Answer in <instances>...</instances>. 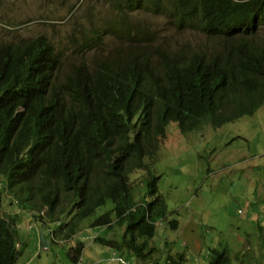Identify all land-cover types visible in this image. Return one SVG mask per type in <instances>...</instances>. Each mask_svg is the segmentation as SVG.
<instances>
[{
  "label": "trees",
  "instance_id": "1",
  "mask_svg": "<svg viewBox=\"0 0 264 264\" xmlns=\"http://www.w3.org/2000/svg\"><path fill=\"white\" fill-rule=\"evenodd\" d=\"M168 1L162 9L179 24L192 23L221 42L212 50L163 51L159 63L137 54L81 62L64 74L41 35L0 44V193L24 209L44 208L49 219L65 213L58 229L64 240L85 220L93 228L120 226L119 239L96 234L93 240L143 263L163 254L149 244L167 216L150 166L167 125L176 123L182 133L217 128L264 103V39L255 37L264 25V0ZM136 170L145 172L138 200L129 180ZM14 224V217L0 216V264H15L20 255ZM168 226L175 230L178 221ZM83 247L78 241L69 248L73 263ZM229 262L226 248L207 253V264ZM162 264L187 258L168 251Z\"/></svg>",
  "mask_w": 264,
  "mask_h": 264
},
{
  "label": "rangeland",
  "instance_id": "2",
  "mask_svg": "<svg viewBox=\"0 0 264 264\" xmlns=\"http://www.w3.org/2000/svg\"><path fill=\"white\" fill-rule=\"evenodd\" d=\"M166 1L153 6L120 0H0V44L41 35L53 46L64 74L81 62L137 54L159 63L163 51L212 50L221 42L222 36L209 39L192 23L179 24L162 9ZM255 37L264 39V25ZM150 167L159 177L167 216L149 244L163 254L156 263H143L123 250L127 264H162L168 251L184 252L187 264H207V253L215 247L228 250L229 264H264V103L217 128L205 124L182 133L170 122ZM144 179L143 171L129 174L135 200L144 193ZM0 216L15 219L20 250L15 264H75L67 252L78 241L84 251L76 264H121L111 260L112 248L93 240L96 234L119 239L120 226L93 228L85 220L64 240L58 229L68 220L65 213L49 219L44 208L24 209L5 190ZM171 219L178 221L175 230L168 226Z\"/></svg>",
  "mask_w": 264,
  "mask_h": 264
},
{
  "label": "built area",
  "instance_id": "3",
  "mask_svg": "<svg viewBox=\"0 0 264 264\" xmlns=\"http://www.w3.org/2000/svg\"><path fill=\"white\" fill-rule=\"evenodd\" d=\"M111 260H116V261L120 262L121 264H127V261H125L122 256L116 255L115 252L113 253ZM108 264H110V262H108Z\"/></svg>",
  "mask_w": 264,
  "mask_h": 264
},
{
  "label": "crops",
  "instance_id": "4",
  "mask_svg": "<svg viewBox=\"0 0 264 264\" xmlns=\"http://www.w3.org/2000/svg\"><path fill=\"white\" fill-rule=\"evenodd\" d=\"M186 229V226H185V228H183V230H185ZM84 250H82V252H83ZM82 254V253H81ZM80 257H81V255H80ZM79 261H80V258H79Z\"/></svg>",
  "mask_w": 264,
  "mask_h": 264
},
{
  "label": "bare ground",
  "instance_id": "5",
  "mask_svg": "<svg viewBox=\"0 0 264 264\" xmlns=\"http://www.w3.org/2000/svg\"><path fill=\"white\" fill-rule=\"evenodd\" d=\"M160 224V223H159Z\"/></svg>",
  "mask_w": 264,
  "mask_h": 264
}]
</instances>
